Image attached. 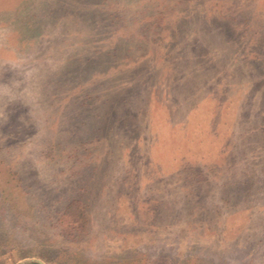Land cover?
<instances>
[{"label":"rangeland","instance_id":"obj_1","mask_svg":"<svg viewBox=\"0 0 264 264\" xmlns=\"http://www.w3.org/2000/svg\"><path fill=\"white\" fill-rule=\"evenodd\" d=\"M37 260L264 264V0H0V264Z\"/></svg>","mask_w":264,"mask_h":264},{"label":"trees","instance_id":"obj_2","mask_svg":"<svg viewBox=\"0 0 264 264\" xmlns=\"http://www.w3.org/2000/svg\"><path fill=\"white\" fill-rule=\"evenodd\" d=\"M72 212H73V215H76L77 213V209H76V207H75V205L74 204H71L70 206H69V208H68V215H70V213H71V215H72ZM74 212H75V214H74Z\"/></svg>","mask_w":264,"mask_h":264},{"label":"water","instance_id":"obj_3","mask_svg":"<svg viewBox=\"0 0 264 264\" xmlns=\"http://www.w3.org/2000/svg\"><path fill=\"white\" fill-rule=\"evenodd\" d=\"M37 264H45V263H43L42 261H35Z\"/></svg>","mask_w":264,"mask_h":264}]
</instances>
